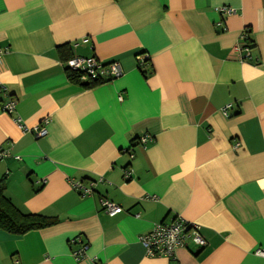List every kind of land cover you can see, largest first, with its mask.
Listing matches in <instances>:
<instances>
[{"label":"crops","instance_id":"0c3cea01","mask_svg":"<svg viewBox=\"0 0 264 264\" xmlns=\"http://www.w3.org/2000/svg\"><path fill=\"white\" fill-rule=\"evenodd\" d=\"M244 30L249 61L234 51ZM61 46L118 62L122 76L74 84ZM0 48V84L16 101L0 109L4 195L57 221L0 230V264H264V0H0ZM76 181H94L92 194ZM101 198L122 212L109 217ZM174 218L197 224L205 247L146 257L139 236ZM78 236L87 250L75 261Z\"/></svg>","mask_w":264,"mask_h":264},{"label":"built area","instance_id":"2783aa9c","mask_svg":"<svg viewBox=\"0 0 264 264\" xmlns=\"http://www.w3.org/2000/svg\"><path fill=\"white\" fill-rule=\"evenodd\" d=\"M217 11L221 15H231L235 13V10L228 7H220ZM246 30H244L240 39L241 43L234 47V51L238 55V60L249 61L251 60V48L245 44ZM5 53V49L0 48V58ZM144 56L137 58V65L141 66ZM64 68H67L73 72L79 73L81 81H113L122 76V68L118 62H110L107 64L100 63L94 57H72L61 63ZM16 106V101L9 95L6 87L0 84V109L5 114L13 113ZM230 106H225L221 112L224 117L228 116V109ZM16 122H19L16 120ZM48 121L44 120L39 126L33 128V133L36 138L45 137L47 134L46 125ZM152 142V138L149 135H143L138 140V145L142 148L146 144ZM238 143L235 147H238ZM9 151L0 148V160L9 158ZM132 157V156H131ZM17 159V157H14ZM130 173L125 172L124 177L128 178ZM94 181H89L86 185L82 181H76L71 183V187L78 191L82 196H88L92 194ZM152 199L154 197H151ZM150 198V199H151ZM101 211L109 217L116 216L122 212V208L112 203L109 200L101 198L99 200ZM139 243L144 249L145 256L148 258H165L167 260H173L175 253L178 249L186 248L189 244L194 245L198 249L204 248L206 241L200 233V227L192 222L184 221L180 218H174L170 221H161L155 223L152 229L145 234H142L138 238ZM72 245H78V248L72 251V257L75 261H80L85 258L87 245L84 244L80 237H76L70 241ZM256 255L264 257V252L257 250Z\"/></svg>","mask_w":264,"mask_h":264},{"label":"trees","instance_id":"16d2710c","mask_svg":"<svg viewBox=\"0 0 264 264\" xmlns=\"http://www.w3.org/2000/svg\"><path fill=\"white\" fill-rule=\"evenodd\" d=\"M245 44L253 49L254 45L247 37V31L245 35ZM60 58L62 61H66L71 57L70 48L68 46H61L58 48ZM149 62L148 58H144L141 66L137 65V69L145 77L146 72L144 68ZM67 79L85 89H91L95 86L106 83L107 81H81L79 73L73 72L67 68H64ZM6 189L5 177L0 178V230L13 236H21L33 230L44 229L56 224L55 218H49L40 214L23 213L19 211L11 201L4 195Z\"/></svg>","mask_w":264,"mask_h":264}]
</instances>
